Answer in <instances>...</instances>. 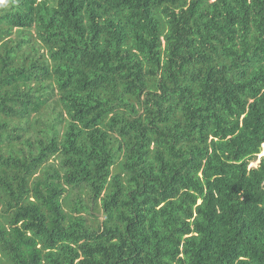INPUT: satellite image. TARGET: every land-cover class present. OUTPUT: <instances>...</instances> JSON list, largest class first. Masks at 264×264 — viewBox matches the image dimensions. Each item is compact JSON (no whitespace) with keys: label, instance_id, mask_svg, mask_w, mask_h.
Returning a JSON list of instances; mask_svg holds the SVG:
<instances>
[{"label":"trees","instance_id":"trees-1","mask_svg":"<svg viewBox=\"0 0 264 264\" xmlns=\"http://www.w3.org/2000/svg\"><path fill=\"white\" fill-rule=\"evenodd\" d=\"M263 145L264 0L0 3V264H264Z\"/></svg>","mask_w":264,"mask_h":264},{"label":"rangeland","instance_id":"rangeland-1","mask_svg":"<svg viewBox=\"0 0 264 264\" xmlns=\"http://www.w3.org/2000/svg\"><path fill=\"white\" fill-rule=\"evenodd\" d=\"M263 152H264V145H263V151H262V153L260 154V156L263 154ZM257 163H258V160L255 161V162H253L251 165H256Z\"/></svg>","mask_w":264,"mask_h":264},{"label":"snow or ice","instance_id":"snow-or-ice-1","mask_svg":"<svg viewBox=\"0 0 264 264\" xmlns=\"http://www.w3.org/2000/svg\"><path fill=\"white\" fill-rule=\"evenodd\" d=\"M4 2V0H0V3H3Z\"/></svg>","mask_w":264,"mask_h":264},{"label":"bare ground","instance_id":"bare-ground-1","mask_svg":"<svg viewBox=\"0 0 264 264\" xmlns=\"http://www.w3.org/2000/svg\"><path fill=\"white\" fill-rule=\"evenodd\" d=\"M263 154H264V152H263Z\"/></svg>","mask_w":264,"mask_h":264}]
</instances>
